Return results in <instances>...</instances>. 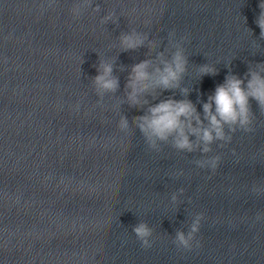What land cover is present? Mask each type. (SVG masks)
I'll list each match as a JSON object with an SVG mask.
<instances>
[{
	"label": "water",
	"instance_id": "1",
	"mask_svg": "<svg viewBox=\"0 0 264 264\" xmlns=\"http://www.w3.org/2000/svg\"><path fill=\"white\" fill-rule=\"evenodd\" d=\"M76 2L0 0V127L136 224L147 223L184 264H264V111L257 102L249 100L253 131L225 126L231 141H214L207 154L199 147L178 151L171 138L152 149L134 122L169 98L191 101L204 120L203 104L228 75L246 81L250 69L264 64L254 22L261 0H92L74 19ZM109 13L113 19L103 22ZM131 32L146 39L125 51L120 37ZM178 42L188 59L179 87L150 89L139 104L129 101L132 67L150 60L152 71L160 66L157 53L170 59ZM102 62L111 63L118 87L101 94L94 77ZM205 64L216 73L201 74ZM122 117L126 131L118 128ZM217 155L215 171L195 163ZM201 213L193 248H178L176 231L187 232Z\"/></svg>",
	"mask_w": 264,
	"mask_h": 264
},
{
	"label": "clouds",
	"instance_id": "2",
	"mask_svg": "<svg viewBox=\"0 0 264 264\" xmlns=\"http://www.w3.org/2000/svg\"><path fill=\"white\" fill-rule=\"evenodd\" d=\"M92 0H77L71 8V14L74 19L81 15V9L90 8ZM260 12L255 18V23L260 29V38L264 39V0L258 5ZM94 11H99L97 5ZM113 19L111 13L103 18V22ZM246 19V18H245ZM174 33L170 34V38ZM146 39L140 33L131 32L122 34L120 37L123 50H134L143 46ZM187 37H182L181 41ZM174 52L171 58L167 59L164 52L157 53L156 59L159 65L149 71L150 60H144L132 67L126 87L130 89L128 99L133 104H139V95L150 89L160 88L162 90L174 89L179 87L180 80L187 70L188 59L182 42L174 45ZM257 70L250 69L246 74V81L235 75H228L223 84L216 87L215 92L208 97V101L203 104V117L197 113L193 103L187 99L174 100L172 98L162 100L159 103L148 108L146 114L134 118L137 129L144 137L145 141L152 149H158V142H167L170 138L172 146L178 151L194 152L199 147L205 154L211 151L210 145L216 141L228 143L232 137L225 134V126L230 132H236L242 129L246 132L253 131L251 125L253 122L249 100L257 102L260 109L264 111V64L257 65ZM201 74H215L216 69L210 65H203L199 69ZM99 74L94 77V84L99 93L115 91L118 87V80L112 76L111 63L102 62ZM181 91L186 95L188 89ZM79 104L76 105V110ZM204 121H207L205 126ZM129 127L126 118L122 117L118 128L126 131ZM195 136L194 142L190 137ZM221 157L219 155L206 159L196 160L195 163L200 168L208 167L215 171ZM175 200V196L173 197ZM203 214H197L192 221L187 232L177 230L174 238V244L178 248L191 250L196 234L200 230ZM257 219H260L258 216ZM132 231L141 242L143 248H150L152 243V230L147 223L140 222L136 224ZM199 247V242H196Z\"/></svg>",
	"mask_w": 264,
	"mask_h": 264
}]
</instances>
